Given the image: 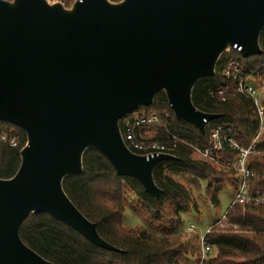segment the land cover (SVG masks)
Returning <instances> with one entry per match:
<instances>
[{
    "label": "water",
    "instance_id": "95a60500",
    "mask_svg": "<svg viewBox=\"0 0 264 264\" xmlns=\"http://www.w3.org/2000/svg\"><path fill=\"white\" fill-rule=\"evenodd\" d=\"M264 0H0V121L26 135L15 174L0 178V264H55L20 238L30 214L46 213L100 248L104 240L62 187L93 148L118 177L159 200L154 166L130 151L119 121L164 92L175 119L205 133L219 117L197 109L195 83L215 75L223 52L260 55Z\"/></svg>",
    "mask_w": 264,
    "mask_h": 264
},
{
    "label": "trees",
    "instance_id": "16d2710c",
    "mask_svg": "<svg viewBox=\"0 0 264 264\" xmlns=\"http://www.w3.org/2000/svg\"><path fill=\"white\" fill-rule=\"evenodd\" d=\"M259 42L260 55L244 59L236 54H222L215 66V75L195 83L191 94L193 105L205 113L219 115L209 121L205 133L175 119L164 92L155 95L151 106L138 107L124 117L135 112L156 114L161 126L147 130H154L151 138L165 140L168 131L200 148L209 144L212 128L227 126L234 140L247 147L258 130L255 107L246 98L231 92L225 94L223 101L217 102L210 91L217 90L224 82L222 68L231 57L237 59L247 72L264 76V28ZM3 132L17 140L15 147L0 141V178L7 179L19 167L20 150L26 143V135L19 127L0 121V134ZM256 149L264 151V133L256 143ZM174 155L176 159L160 161L153 168V179L163 191L159 200L145 193L135 179L118 177L106 158L93 148L83 153L82 172L64 177L62 187L70 200L88 220L96 223L99 235L121 252L93 245L74 229L46 213L30 214L20 225V238L55 264L182 263L187 258L188 249L179 234L181 215L191 209L196 210V204L189 190L170 175L190 176L197 185L201 181L207 182L205 194L213 205H218L217 193L225 183L229 181L235 186V181L230 171L194 158L187 145L179 144ZM248 166L254 173L249 181L250 191L264 192V154L249 157ZM126 208L138 215L142 228L123 226ZM225 223V226H216L205 235L206 243L216 251L207 264H264V205L234 204L225 215Z\"/></svg>",
    "mask_w": 264,
    "mask_h": 264
},
{
    "label": "built area",
    "instance_id": "2783aa9c",
    "mask_svg": "<svg viewBox=\"0 0 264 264\" xmlns=\"http://www.w3.org/2000/svg\"><path fill=\"white\" fill-rule=\"evenodd\" d=\"M241 47H228L223 54H236L240 56ZM224 82L215 91H210L211 97L217 102L224 100L227 93L241 95L252 103L258 117V130L247 147L238 144L230 134L227 126H216L210 130L209 144L203 148L190 145L180 139L177 135L166 131V139H156L147 137L145 134L151 128L161 126V120L156 114L147 115L143 112H135L129 117H122L119 121L121 137L126 147L139 155H144L146 159L159 153L173 154L179 144L190 147L192 154L207 162L211 166L223 171L233 173L235 181V194L229 209L234 204L241 205H264V192L250 191L249 181L254 176L253 171L248 166L249 157L264 154V151L256 149V143L264 133V92L256 80L255 72H247L241 63L231 57L222 68ZM209 122H205L208 126ZM0 141L7 143L11 147L17 146V140L8 136L5 132L0 134ZM228 209V210H229ZM228 212V211H227ZM225 213V215L227 214ZM225 215L208 227L199 236V251L196 257V264H207V261L214 257L215 248L205 241V235L213 231V228L225 226ZM187 230H195L193 224L187 226Z\"/></svg>",
    "mask_w": 264,
    "mask_h": 264
},
{
    "label": "rangeland",
    "instance_id": "374dc122",
    "mask_svg": "<svg viewBox=\"0 0 264 264\" xmlns=\"http://www.w3.org/2000/svg\"><path fill=\"white\" fill-rule=\"evenodd\" d=\"M75 0H49V2H62L65 7H71ZM69 5L66 6L68 3ZM261 92H264V76L257 74L256 78ZM154 130L149 131L146 136L152 137ZM194 158L199 159L198 156L193 155ZM175 181L183 185L189 190L193 202L196 204V210L191 209L188 213L181 215L182 227L179 229V234L186 244L188 255L186 260L180 264L195 263L199 251V236L213 223L221 219L228 211L231 201L235 194V186L230 182L225 183L221 191L217 193L219 200L218 205H213L210 197L205 194V187L207 182L201 181L199 185L193 182L190 176L170 175ZM213 183V182H212ZM193 224L195 230L190 232L187 226ZM123 226L125 228H142L143 224L138 215L126 208L123 216ZM216 251L214 252L215 255Z\"/></svg>",
    "mask_w": 264,
    "mask_h": 264
}]
</instances>
